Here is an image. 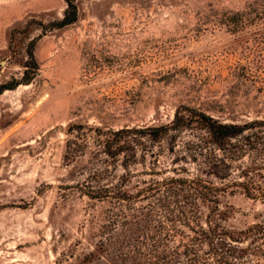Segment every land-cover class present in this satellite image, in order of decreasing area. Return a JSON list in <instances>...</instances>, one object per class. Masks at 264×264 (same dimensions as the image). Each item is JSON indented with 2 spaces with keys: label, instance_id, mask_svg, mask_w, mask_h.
<instances>
[{
  "label": "rangeland",
  "instance_id": "374dc122",
  "mask_svg": "<svg viewBox=\"0 0 264 264\" xmlns=\"http://www.w3.org/2000/svg\"><path fill=\"white\" fill-rule=\"evenodd\" d=\"M76 5L57 27L65 0H0V84L22 81L0 94V264H89L101 206L73 188L86 161L65 158L71 125H160L181 105L264 119V0ZM223 202L237 229L264 220L263 201Z\"/></svg>",
  "mask_w": 264,
  "mask_h": 264
},
{
  "label": "trees",
  "instance_id": "16d2710c",
  "mask_svg": "<svg viewBox=\"0 0 264 264\" xmlns=\"http://www.w3.org/2000/svg\"><path fill=\"white\" fill-rule=\"evenodd\" d=\"M65 1L57 27L78 18L76 0ZM29 55L26 83L37 68ZM69 133L67 162L86 161L73 188L101 206L87 263L264 264V220L237 229L223 202L236 193L264 202V119L228 122L181 105L169 123Z\"/></svg>",
  "mask_w": 264,
  "mask_h": 264
}]
</instances>
